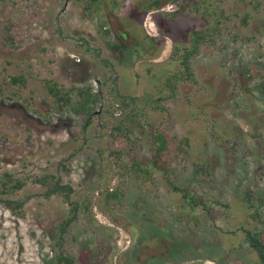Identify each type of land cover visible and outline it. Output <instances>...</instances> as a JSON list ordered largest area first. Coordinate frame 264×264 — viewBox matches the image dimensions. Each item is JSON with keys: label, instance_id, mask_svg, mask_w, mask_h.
<instances>
[{"label": "rangeland", "instance_id": "374dc122", "mask_svg": "<svg viewBox=\"0 0 264 264\" xmlns=\"http://www.w3.org/2000/svg\"><path fill=\"white\" fill-rule=\"evenodd\" d=\"M101 1L0 0V264H264L246 234L264 243V0H167L146 13L147 0ZM127 19L142 26L131 41ZM193 30L207 35L192 77L119 135L139 97L167 94L165 77L182 70L173 46ZM51 87L74 89L72 104L97 94L89 123ZM158 132L173 140L167 176L191 180L202 205L185 206L150 167ZM119 148L130 151L120 161ZM133 154L149 169L140 180L118 166ZM2 182L21 187L3 194ZM56 182L69 193L47 195ZM246 191L261 199L257 218Z\"/></svg>", "mask_w": 264, "mask_h": 264}, {"label": "trees", "instance_id": "16d2710c", "mask_svg": "<svg viewBox=\"0 0 264 264\" xmlns=\"http://www.w3.org/2000/svg\"><path fill=\"white\" fill-rule=\"evenodd\" d=\"M167 0H147V2H144L141 6H140V11L142 13H146L149 10H155V9H159L162 8L165 5V2ZM174 1V0H173ZM87 5L88 7H92L95 6L98 9L102 10L103 8V2L101 0H87ZM109 5V3H108ZM181 7V6H180ZM184 5H182V8H180V11H176L171 13V15H176L178 12H183L185 11ZM127 22H125L123 24L124 28H126L127 30V26L131 27L133 31L131 32H124L122 33V36H124V38L127 41H131V39H129L128 33L131 35H134L136 38H138L139 36L142 35L141 32V23H140V19L139 20H132V19H127ZM207 34L204 33V31H200V30H193L189 36V40L191 41L189 46L186 45H180L182 44L181 42H177L174 44L173 46V52L171 54L170 60L172 61V63L177 62L179 60V63L182 67V70H180L179 72H175L172 73L170 75H167L165 77V80L163 82V85L165 87V89H167V94L158 96V97H153L151 96L150 93L144 94L141 97H139L138 99L139 102L141 101V103L139 104V102H137L138 104L136 106H134V114L129 118V121L127 123L121 122L119 125L116 126V131H118L119 135H122L124 132L123 131H130L133 127V125L135 123H137V116L145 113V111L147 110V107H150L151 102H153L155 104V108L160 109V110H167V108L164 106L163 104V100L164 98H169V97H173V91L176 87V83L178 81H183L186 80L190 77H192L193 72L191 71V65H190V58L191 56H193L199 49V43L201 42V40L206 39ZM148 40V42L150 43V46H155V44L157 43V38H155L154 36H149L146 34L145 36ZM133 45V46H132ZM139 44L136 42H131L125 53L126 56V60H129L132 58L133 53H136V55L138 54V48H139ZM104 65H107L113 69H115V66L110 65V63L108 64L106 59L102 60ZM248 76L252 77V72L249 69L248 71ZM60 90L59 88L53 89L52 87L49 88V92L53 93L55 97V102L58 104L60 103L61 105H58V107L62 108V104H69L72 101V97H71V93L74 91V89H69L67 91V95L64 97L63 95L60 94ZM78 100L75 103H71L73 106V110L75 113L77 114H83L87 116V121L86 123H89V119L91 117V115L93 114L92 112V106L98 101L99 97L97 94L93 95L90 94L88 92V90H79L78 91ZM168 96V97H167ZM136 99V100H138ZM126 102L121 101L120 102V108L125 107ZM137 107V108H136ZM144 115V114H143ZM125 137H129L126 133H124ZM169 141H173L171 138L168 137V135L165 134V132H158L157 134H155L154 138H153V153H152V157L150 160V164H151V168L154 170H158V171H163L164 173V179L167 181V189H169L171 192H174L175 194H178L182 200L183 203L185 204V206H190V207H195L196 205H202L203 201L202 199H200L199 197H192L189 196V191H190V181L191 180H183L182 182L183 184H180V178H176L175 181L169 179V177L167 176V173L169 172L170 169V165L168 160L166 159V154L169 151L168 149V145H169ZM129 150L126 149H122L119 148L117 149V151L114 152V155L116 157V159H118L119 161L122 160V158L124 157V155H128ZM118 166L121 167V169L126 170V172H129V178H133L136 180H140L139 177H142V173L147 174L148 175V171L149 169L146 168V166L144 165L143 159H138V157H136L134 154L131 156V160H130V165L126 164L124 165L123 163H118ZM21 185L18 182H15L14 184H12L10 187H8L6 184H4L2 182V189H1V193L5 194L7 192H11L13 188H20ZM70 189L65 188L64 186H61V184H59L58 182L55 183V186L52 189H49L47 192V195H51V194H59V193H65L68 194ZM120 192H113L112 190H107L106 192V198L107 199H113V198H118V195H120ZM244 197L245 200L247 202V204L249 205V207L253 208L255 210V215L253 214L252 216L254 218H257L259 216V212H258V207H259V203L261 201L260 197L256 198L253 196V192L251 191H246L244 193ZM8 204V207L12 208L13 210H18L21 208V204H15V203H11L8 202L6 203ZM73 209H76L75 207H73ZM151 219H155V216ZM69 222V219L67 220V223ZM246 234L248 236V238L252 241L251 245L254 248V250L257 251L258 257L260 258L261 262L264 263V243H260L258 240V236L257 234H251L250 232L246 231ZM159 239V238H157ZM58 264H69L70 262H68L66 259L63 260V258L58 257L57 259Z\"/></svg>", "mask_w": 264, "mask_h": 264}]
</instances>
